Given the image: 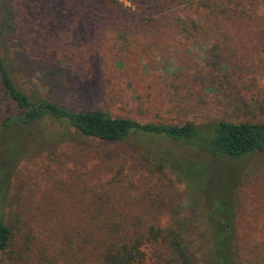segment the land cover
I'll return each instance as SVG.
<instances>
[{"label": "rangeland", "instance_id": "obj_1", "mask_svg": "<svg viewBox=\"0 0 264 264\" xmlns=\"http://www.w3.org/2000/svg\"><path fill=\"white\" fill-rule=\"evenodd\" d=\"M115 1L121 11L112 0H0V51L16 85L141 123L200 130L218 120L264 122V0H230L225 14L207 6L226 0H173L150 17L139 8L147 0ZM19 134L21 153L0 196L11 229L0 264H96L77 222L119 209L158 225L179 212L194 219L199 228L188 236L206 253L200 226L218 194L233 212L237 264H264V151L226 160L200 150V136L108 142L49 118ZM116 179L126 183L106 185Z\"/></svg>", "mask_w": 264, "mask_h": 264}, {"label": "trees", "instance_id": "obj_2", "mask_svg": "<svg viewBox=\"0 0 264 264\" xmlns=\"http://www.w3.org/2000/svg\"><path fill=\"white\" fill-rule=\"evenodd\" d=\"M136 1L129 0L133 3ZM229 2L226 0V5L221 8L213 4L207 7L210 12L225 14ZM112 3L117 10H122L115 0ZM198 3L203 7L207 5L204 0ZM259 3L261 1L257 0L256 4ZM143 4L145 9L142 5L139 8L144 10L142 13L145 16L150 17L168 8L173 0H147ZM259 15L264 20V13ZM169 18L173 23L172 14ZM13 73L10 56L0 51V151L3 154L0 163V196L6 188L8 170L17 163L21 153L19 146L22 138L18 140L19 132L46 118L63 123L82 135L108 142L122 140L135 133L161 135L174 142H185L200 136L204 139L200 150L226 160L264 151V122L218 120L206 124L200 130L192 122L181 125L141 123L128 117L111 116L100 109H74L36 94H27L16 85ZM160 164L155 166L159 168L162 166ZM111 182L126 183L125 179H116L108 181L106 185ZM213 194L217 195L216 192ZM220 196L218 194L213 200L210 199L203 213L204 222L200 227L208 240L206 253L203 252L205 244L202 248L201 242L188 236L189 232L193 234L199 228L195 220L181 216L180 212L174 222L171 218L166 224L158 225L153 218L145 220L141 213L125 215L121 209L110 212L105 221L98 222L93 220L98 215L88 211L89 219H85L82 225L77 222L84 232L80 244H90L96 264H237L232 237L233 212L225 197L220 200ZM80 216L83 219L86 217L85 214ZM10 238L11 229L2 219L0 204V251L7 247Z\"/></svg>", "mask_w": 264, "mask_h": 264}]
</instances>
